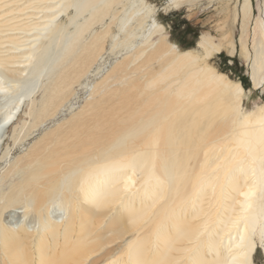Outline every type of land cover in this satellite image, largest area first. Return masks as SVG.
<instances>
[{
  "label": "bare ground",
  "instance_id": "obj_1",
  "mask_svg": "<svg viewBox=\"0 0 264 264\" xmlns=\"http://www.w3.org/2000/svg\"><path fill=\"white\" fill-rule=\"evenodd\" d=\"M204 1L225 13L232 0ZM240 10L258 87L263 19L250 32L252 1ZM155 11L146 0H0V132L12 126L0 153V264H254L256 238L264 256V106L245 113L241 84L205 62L234 54L229 34H201V54L178 51ZM53 37L56 53L38 69ZM107 41L125 51L82 85L76 110L74 86ZM24 103L26 119L13 121ZM249 193L247 231L230 228Z\"/></svg>",
  "mask_w": 264,
  "mask_h": 264
},
{
  "label": "rangeland",
  "instance_id": "obj_2",
  "mask_svg": "<svg viewBox=\"0 0 264 264\" xmlns=\"http://www.w3.org/2000/svg\"><path fill=\"white\" fill-rule=\"evenodd\" d=\"M146 1L156 6L154 17L156 18L157 22L163 26V36L167 41L173 44L178 51L192 50L201 54L200 48L196 46V42L201 34L209 33L214 41L229 34L236 47L234 54H228L225 49H221L220 53L212 54L210 57L206 58L207 60L205 59V62L211 67L215 68L218 72L226 75V77H228L230 80L242 83V110L245 113H257L259 108L264 106V80L258 87H254L250 79V64L253 58L251 37L248 39V54L243 49H241L238 42L241 28L240 8L242 0H232L229 5V10L225 13H219L218 4L216 1L208 4L206 1L202 0L197 4V6H194L193 8L183 6L177 9L172 8L169 10L161 9V6H163L165 0ZM251 1L252 18L248 25L250 32L252 31V27L256 19H263L264 24L263 0ZM71 13H74L73 8L69 10V16L72 15ZM61 19L65 20L66 16L63 15ZM222 24H224V26L219 29L220 26L218 25ZM112 29L114 32H116L115 27ZM145 35H147V32H145ZM154 37V40L158 38V36ZM143 38L144 35L140 34L139 32L136 36L131 38V43H133V45H137V43L141 42ZM51 40L52 41L50 42L47 51L44 53V60L39 63L38 69H42L44 65L47 66L56 53L59 40H56L54 37ZM108 43L109 41H107L105 45L106 50L102 54V57L94 62L93 68L90 69L89 73L80 80L81 84L74 86L75 95L74 98L72 97V101L71 99L70 101L76 110L84 103L85 97L89 93V89L85 90L82 88V85L86 84L87 86H90L92 83L96 82V79L103 75L111 67V65H113L115 60L119 58V54L125 51L121 45H118L116 46L117 48L114 50V52L111 53L109 52ZM12 84V82H7L4 85ZM7 99L8 95L6 97H2L1 101L5 102ZM26 109V103L21 105L17 109V113L14 116L13 121L17 119V122H20V120L26 119L23 114ZM9 123L4 126L0 132V153L7 145H12L11 139H9L12 132V126H9ZM17 152L18 151H16L15 154ZM263 204L264 200H262V208H264ZM19 216L20 210L13 209L8 214H6L4 221L11 224V222H17V218ZM28 220L29 219L27 218L26 221ZM255 241L257 247L253 254V263L264 264V256L262 249L259 247V241L257 238Z\"/></svg>",
  "mask_w": 264,
  "mask_h": 264
},
{
  "label": "snow or ice",
  "instance_id": "obj_3",
  "mask_svg": "<svg viewBox=\"0 0 264 264\" xmlns=\"http://www.w3.org/2000/svg\"><path fill=\"white\" fill-rule=\"evenodd\" d=\"M245 195V202L241 206V215L237 216L235 219H233L230 223V228H235L236 230H240V226L243 224L244 225V231H247L248 228V217L244 215L250 208H251V203L249 201V194H244ZM241 242L244 241L245 236L241 234ZM239 246V245H238Z\"/></svg>",
  "mask_w": 264,
  "mask_h": 264
},
{
  "label": "trees",
  "instance_id": "obj_4",
  "mask_svg": "<svg viewBox=\"0 0 264 264\" xmlns=\"http://www.w3.org/2000/svg\"><path fill=\"white\" fill-rule=\"evenodd\" d=\"M241 83V82H240ZM241 85H242V83H241ZM243 86V85H242Z\"/></svg>",
  "mask_w": 264,
  "mask_h": 264
}]
</instances>
